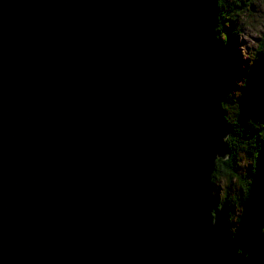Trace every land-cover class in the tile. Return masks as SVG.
I'll return each mask as SVG.
<instances>
[{
	"label": "water",
	"instance_id": "95a60500",
	"mask_svg": "<svg viewBox=\"0 0 264 264\" xmlns=\"http://www.w3.org/2000/svg\"><path fill=\"white\" fill-rule=\"evenodd\" d=\"M219 24V0H0V264H239Z\"/></svg>",
	"mask_w": 264,
	"mask_h": 264
},
{
	"label": "trees",
	"instance_id": "16d2710c",
	"mask_svg": "<svg viewBox=\"0 0 264 264\" xmlns=\"http://www.w3.org/2000/svg\"><path fill=\"white\" fill-rule=\"evenodd\" d=\"M226 2L227 0L219 1L222 9ZM238 2L241 6H235V9L240 10L244 3L241 0ZM221 18L222 14H220L221 27L217 30L219 34L221 33L218 34L217 45L224 47L220 51L226 78L222 104L230 127L227 140L230 152L226 158L216 160L212 185L216 187L214 180L219 178L227 180L225 185L227 193L223 202L217 204L228 205L230 221L233 218L234 221L238 219L241 230L237 231L236 228L234 235L239 264H257L259 259H254L253 262L252 256L256 251L257 254L264 256V246L262 249L256 245L255 250L251 247L253 242L256 244V239L261 240L260 232L264 230V100L257 95L258 89L262 88L261 84H258L255 78L252 80L251 75H246L239 91L233 86L231 78L240 77L247 71L240 72L239 67L230 63L231 59L236 57L231 48L234 34L230 28H225ZM224 29L225 31H222ZM256 56L255 64L250 69L252 71L261 66L258 61L259 54L257 53ZM244 161L245 165L241 167V162ZM234 194L235 196L232 197ZM238 208L239 210H236ZM262 238L264 241L263 236ZM258 264L264 263L259 260Z\"/></svg>",
	"mask_w": 264,
	"mask_h": 264
},
{
	"label": "rangeland",
	"instance_id": "374dc122",
	"mask_svg": "<svg viewBox=\"0 0 264 264\" xmlns=\"http://www.w3.org/2000/svg\"><path fill=\"white\" fill-rule=\"evenodd\" d=\"M241 1L244 4L239 10L235 9V6H241L238 0H227L223 6V9L221 10L222 13H220L222 14L221 20L223 25L227 29L230 28L231 32L234 34L231 42V48L234 50L233 53L236 57L232 58L230 63L235 65L237 68L239 67L240 72L247 71V73L245 72V74H242L240 77L231 79L233 86L238 89L237 91H239V89H241L242 85L244 84L246 75H251L250 77H252V80L255 78L257 83L261 84L262 88L260 90L258 89L257 95L262 100H264V0ZM220 27L221 26L219 24L217 26V30L218 28L220 29ZM222 31H225V29ZM219 35H221V33ZM217 44L218 43L216 42V45ZM217 48L219 51H221L223 47H219V45H217ZM257 53L259 54L258 61L260 62L261 66L258 69H255V71H252L250 69L251 66L255 64L254 62L257 59ZM228 137L229 135L227 136L226 140H228ZM244 165L245 161L241 162V167ZM214 183L216 187H214L213 193L216 197H218V204H220L223 202L224 196L227 193L225 187L227 180L224 178H219L218 180H214ZM233 193H235V191H233ZM234 196L235 194L232 197ZM236 210H239V208ZM235 221L234 218L232 221H230L231 229L233 231H236V228L237 231L241 230L238 219L236 222ZM260 235L261 240L256 239V244H254V242L252 243V250H255L256 245L263 249L264 241L262 240V236L264 237V230L260 232ZM252 259L253 262H255L254 259H259L264 263V256L257 254V251L254 252Z\"/></svg>",
	"mask_w": 264,
	"mask_h": 264
},
{
	"label": "bare ground",
	"instance_id": "6f19581e",
	"mask_svg": "<svg viewBox=\"0 0 264 264\" xmlns=\"http://www.w3.org/2000/svg\"><path fill=\"white\" fill-rule=\"evenodd\" d=\"M220 1V0H219ZM220 4V3H219ZM221 10H222V8H221V6H220V13H221ZM224 48V47H223ZM223 48H222V50H223ZM221 50V51H222ZM226 117V116H225ZM252 146V145H251ZM232 147V146H231ZM260 159V158H259ZM220 160V159H219ZM243 178V177H242ZM249 184V183H248ZM249 186V185H248ZM241 240V239H240Z\"/></svg>",
	"mask_w": 264,
	"mask_h": 264
}]
</instances>
